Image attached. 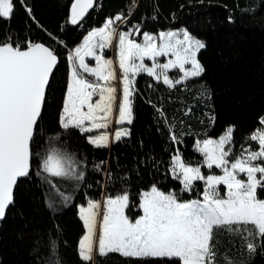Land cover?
Returning <instances> with one entry per match:
<instances>
[{"label":"trees","instance_id":"16d2710c","mask_svg":"<svg viewBox=\"0 0 264 264\" xmlns=\"http://www.w3.org/2000/svg\"><path fill=\"white\" fill-rule=\"evenodd\" d=\"M72 2L13 0L11 19H0V37L11 36L14 46L19 43L22 49L29 41L43 44L58 57L31 145V171L18 180L14 203L0 222V264H45L53 240L61 264H84L78 252L84 233L79 206L126 191L127 214L136 218L141 213L140 194L153 185L165 193L175 192L182 201L201 199L204 184L200 181L191 193L180 191L179 182L172 178L173 156L179 154L192 166L202 165L204 158L196 150L197 142L216 139L228 127L233 128L232 156L240 153L242 145L258 147L248 137L262 128L260 121L264 119V0H95L93 10L77 25L68 22ZM117 15L124 19L116 25L123 23L135 41L145 32L184 29L205 44L196 57L204 71L173 88L138 73L130 97L128 135L107 147H96L88 142L89 134L60 124L68 56L90 31L103 28ZM167 73L172 80L181 75L178 69ZM51 147L77 161L76 171L83 172V180L37 174ZM201 168L204 174L210 173ZM211 172L221 173L215 168ZM219 190L223 196L224 186ZM62 195L70 199L65 202ZM258 196L264 198V191L258 189ZM213 242L218 264H224L225 254L234 264H264V244L257 242L256 251L250 254L240 234L223 228L214 230ZM91 264L165 261L111 252L95 255Z\"/></svg>","mask_w":264,"mask_h":264},{"label":"snow or ice","instance_id":"6c2138e0","mask_svg":"<svg viewBox=\"0 0 264 264\" xmlns=\"http://www.w3.org/2000/svg\"><path fill=\"white\" fill-rule=\"evenodd\" d=\"M94 3L95 0H73L68 22L77 25ZM13 10V0H0V19L10 20ZM27 11L31 14V9ZM123 19L117 15L103 28L90 31L84 43L69 54L72 71L60 117L63 128L74 127L81 133H90L108 126L117 92L111 81L117 80V74L113 60L104 59L96 49L111 46L113 39L118 41L116 48L122 85L117 124L132 123L130 97L135 81L129 78V73L135 77L137 73L144 72L157 82L163 77V83L169 88L203 73L204 69L196 58L198 51L205 47L203 42L185 31L182 39H178L179 34L175 32H162L158 38L144 33L143 43H137L129 38L133 32L116 31L114 22ZM136 34H139L138 29ZM97 36L100 37L99 44L95 42ZM26 43L22 49L19 43L14 46L11 36L0 37V220L14 203L18 179L27 177L31 171V145L42 119L50 77L58 64L53 50L40 43ZM169 53L175 59L166 63L156 61V57L168 56ZM86 56L95 60V67L85 62ZM145 59L153 61L152 65L145 64ZM185 65L191 67L186 68ZM172 68L182 73L175 80L166 74ZM78 69L95 80L84 78ZM157 69H160L159 73ZM94 96L98 99L93 100ZM260 123L264 125V119ZM232 132L233 129L229 128L218 140L197 142L196 150L204 158L202 165L192 166L179 154L172 157V178L179 182L180 191L191 193L196 182L200 181L204 184L201 199L182 201L175 192L165 193L153 185L150 191L140 194L142 215L134 221L125 214L129 207L126 191L105 199L99 221L101 204L89 200L87 208L80 209V219L86 229V235L79 241L81 261L91 264L94 254L105 256L117 252L136 259H161L165 264H218L213 242L217 228L240 234L248 252L254 253L257 242L264 244V198L258 196V189L264 191V128L257 129L248 137L258 147L242 145L240 153L230 159ZM126 135L127 129H118L114 139L119 141ZM171 139L176 141L174 135ZM88 142L96 147H107L108 136H89ZM202 166L210 173L213 168L219 169L222 175H205L201 171ZM76 168L77 161L71 155L51 147L42 157L37 174L83 180V172L77 173ZM47 182L52 184L50 179ZM220 185L225 188L223 196ZM62 199L67 202L70 197L62 195ZM56 247V242L51 241V255L45 264H61ZM223 261L224 264H234L227 254Z\"/></svg>","mask_w":264,"mask_h":264},{"label":"rangeland","instance_id":"374dc122","mask_svg":"<svg viewBox=\"0 0 264 264\" xmlns=\"http://www.w3.org/2000/svg\"><path fill=\"white\" fill-rule=\"evenodd\" d=\"M117 22L118 21H116V22H114V27L116 28V31L117 32H129L130 30H125L123 27H122V24L123 23H118V25H116L117 24ZM167 33V32H175V33H178L179 35H178V39H182V35H183V32H185V30L184 29H177V30H167V31H159V32H157V33H150V32H145V33H148V34H150V35H153V36H156L157 38L159 37V34L160 33ZM144 34V33H143ZM88 35V34H87ZM86 35V36H87ZM85 36V37H86ZM84 37V38H85ZM84 38H83V40L81 41V43L78 45V47H80L83 43H84ZM130 39H131V37H129ZM97 44H99L100 43V37L99 36H97L96 37V41H95ZM117 40L116 39H113V41H112V44H111V46H107V47H105V48H103V49H100V48H97L96 49V52H97V54L98 55H102L103 56V58L104 59H111V60H113V62H114V67L116 68V74H117V80H114V81H111V83L117 88V92H116V100H115V102H114V106H113V112H112V114H111V116L109 117V120H108V126L106 127V128H100V129H94L92 132H90V133H87V134H89V136H92V137H95V136H97V135H104V134H107V136H108V146H109V144L114 140V133L118 130V129H123V124H119V125H117V123L115 122L116 121V118H117V116H118V105H119V103H120V100H121V97H122V85H121V83H120V81H119V77H120V70H119V66H118V55H117V48H116V44H117ZM137 43H143V35L141 36V38H140V40L139 41H136ZM157 43H159V40L157 39ZM78 47H76V48H78ZM75 48V49H76ZM75 49L72 51V53H74V51H75ZM105 53H107V55L105 56L104 54ZM169 59H175V57L174 56H172L171 55V53H169V55L168 56H159V57H156V61L157 62H159V63H166ZM68 62H69V60H68ZM85 62L86 63H88L89 64V66L90 67H95V60L94 59H92L91 57H88V56H86L85 57ZM136 63H139V61H136ZM144 63L145 64H147L148 66H151L152 65V63H153V61H151V60H148V59H145V61H144ZM185 67L186 68H190L191 67V65H185ZM172 69H174V68H172ZM172 69H169V70H172ZM79 70V69H78ZM168 70V71H169ZM71 71H72V65L70 64V62H69V73H68V82H69V79H70V76H71ZM80 72H81V75L84 77V78H86V79H88V80H90V81H94L95 80V78L93 77V76H90L88 73H84L83 72V70H79ZM167 71V72H168ZM157 72L159 73L160 72V69H157ZM139 73H142V72H139ZM138 74V73H137ZM136 74V75H137ZM167 75H168V73H166ZM135 75V76H136ZM181 75H182V73H181ZM180 75V76H181ZM129 78L130 79H134L135 77H133L132 76V74L131 73H129ZM153 78V77H152ZM191 79V78H190ZM161 81L163 82V77H161ZM100 83H103V81H101ZM67 85H68V83H67ZM96 99H98V96H94L93 97V100H96ZM87 109L85 108V111H86ZM86 125H87V122H86ZM229 128H232V127H228L227 128V130L229 129ZM262 128H264V125L262 126ZM233 129V128H232ZM226 130V131H227ZM226 131L222 134V135H224L225 133H226ZM92 134V135H91ZM221 135V136H222ZM88 136V137H89ZM220 136V137H221ZM220 137H218V138H216V139H214L213 138V140H218ZM209 139H211V138H209ZM93 145V144H92ZM201 146H202V144H201ZM230 159H232V158H234V156H231V157H229ZM201 171H202V173H204V171L202 170V168H201ZM208 174H213V172H211V173H207V174H205V175H208ZM218 175H222V172L220 173V174H218ZM259 175V174H258ZM240 178H244L243 176L242 177H240ZM151 189V188H150ZM150 189H148V190H146V191H150ZM144 192V191H143ZM224 192H225V188H224ZM108 197H112V198H114L115 196H104L100 201H98V202H100V204H101V208L98 210L99 212H100V216H98L97 217V220L99 221L100 220V218H101V216H102V214H103V211H104V207H103V204H104V201H105V199L106 198H108ZM93 201H97V200H93ZM87 206H88V202H87V204L86 205H84V206H79L78 207V215H79V217H80V209L83 207V208H87ZM125 214L128 216V214H127V209H125ZM140 215H142V211H141V213L136 217V218H138ZM129 217V216H128ZM131 220H135L136 218H131V217H129ZM83 222V221H82ZM83 226H84V224H83ZM84 235H86V229H85V227H84V233H83V235L81 236V238H80V240L84 237ZM79 240V241H80ZM78 248H79V243H78ZM94 257H95V254H94ZM93 260H94V258H93Z\"/></svg>","mask_w":264,"mask_h":264},{"label":"crops","instance_id":"0c3cea01","mask_svg":"<svg viewBox=\"0 0 264 264\" xmlns=\"http://www.w3.org/2000/svg\"><path fill=\"white\" fill-rule=\"evenodd\" d=\"M98 30V29H97ZM66 95V94H65ZM65 99V98H64ZM64 103V102H63ZM85 110V109H84ZM62 112H63V108H62V111H61V114H62ZM61 114H60V117H61ZM117 125H119V124H117ZM127 125H128V123L127 122H125L124 124H123V129H127L128 130V127H127ZM127 136V135H126ZM126 136H122V137H126ZM121 137V138H122ZM115 140V139H114ZM113 140V141H114Z\"/></svg>","mask_w":264,"mask_h":264},{"label":"water","instance_id":"95a60500","mask_svg":"<svg viewBox=\"0 0 264 264\" xmlns=\"http://www.w3.org/2000/svg\"><path fill=\"white\" fill-rule=\"evenodd\" d=\"M94 5H95V3H94ZM93 8H94V7H93ZM93 8H91V9L88 10V12L86 13L85 17H86V16H87V15L93 10ZM85 17H84V18H85ZM54 70H55V69H54ZM54 70H53V72H54ZM50 78H51V77H50ZM19 179H20V178H19ZM19 179H18V180H19ZM7 210H8V209H7ZM7 210H6V212H7ZM2 220H3V219H2ZM2 220H0V222H1Z\"/></svg>","mask_w":264,"mask_h":264}]
</instances>
